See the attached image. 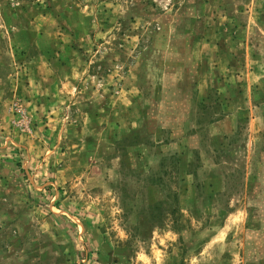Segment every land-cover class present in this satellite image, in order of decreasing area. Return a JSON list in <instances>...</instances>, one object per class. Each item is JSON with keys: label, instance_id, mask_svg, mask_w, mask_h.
<instances>
[{"label": "rangeland", "instance_id": "obj_1", "mask_svg": "<svg viewBox=\"0 0 264 264\" xmlns=\"http://www.w3.org/2000/svg\"><path fill=\"white\" fill-rule=\"evenodd\" d=\"M0 264H264V0H0Z\"/></svg>", "mask_w": 264, "mask_h": 264}]
</instances>
